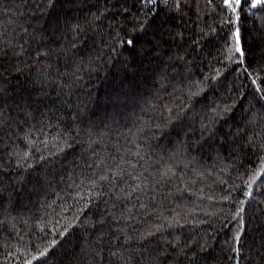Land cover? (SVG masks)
<instances>
[{
	"label": "trees",
	"instance_id": "1",
	"mask_svg": "<svg viewBox=\"0 0 264 264\" xmlns=\"http://www.w3.org/2000/svg\"><path fill=\"white\" fill-rule=\"evenodd\" d=\"M254 3L0 0V264H264Z\"/></svg>",
	"mask_w": 264,
	"mask_h": 264
},
{
	"label": "snow or ice",
	"instance_id": "2",
	"mask_svg": "<svg viewBox=\"0 0 264 264\" xmlns=\"http://www.w3.org/2000/svg\"><path fill=\"white\" fill-rule=\"evenodd\" d=\"M143 2L148 5V4H151V5H154L157 3V0H143ZM164 2L166 3L167 0H164ZM241 3H242V0H224V6L227 8V9H230L231 12L233 14H235L237 12V10L240 8L241 6ZM262 3V0H255V3L253 4V7H255L256 5L258 4H261ZM238 19V17H237ZM146 23V22H145ZM144 30V27L143 26H140V31H143ZM234 40H235V44H234V50L235 52L239 53V55L241 57L244 56V51H243V48L241 47V37H240V31L239 29H236L235 30V33H234ZM123 43H125L128 47H131V48H135L136 47V40L133 39V38H127L123 41ZM253 83L255 84L256 81L253 80ZM256 91L260 94V96L262 98H264V85H262L260 88H257ZM165 175H167V173H165ZM101 179H106V177H101ZM137 188H140V185H137ZM244 209L241 208L240 209V212H243ZM241 221H242V217H241ZM244 230V226L243 224L241 223V226L240 228L238 229L236 235H235V242L238 244L239 241H240V238H241V234ZM235 251H239V249H234ZM42 255H44V253H42ZM29 264H31V262H29Z\"/></svg>",
	"mask_w": 264,
	"mask_h": 264
}]
</instances>
